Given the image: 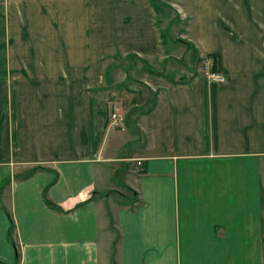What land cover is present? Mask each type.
<instances>
[{
    "label": "crops",
    "instance_id": "1",
    "mask_svg": "<svg viewBox=\"0 0 264 264\" xmlns=\"http://www.w3.org/2000/svg\"><path fill=\"white\" fill-rule=\"evenodd\" d=\"M182 2L217 72L125 90L149 0H0V264H264V0Z\"/></svg>",
    "mask_w": 264,
    "mask_h": 264
},
{
    "label": "rangeland",
    "instance_id": "2",
    "mask_svg": "<svg viewBox=\"0 0 264 264\" xmlns=\"http://www.w3.org/2000/svg\"><path fill=\"white\" fill-rule=\"evenodd\" d=\"M154 1L164 8L158 15L160 25L157 28L165 33V38L162 56L148 61V64L154 67V69L162 71L167 78L174 77L178 79L182 77L187 80L193 74L202 76L206 73H211V69L214 66L213 58L200 57L199 55L195 58L194 52H192L194 50L197 54L195 46L191 43L193 38L192 8L186 9V5L182 6L181 3H184L182 0ZM185 43H189L191 46ZM110 64L112 65V69L109 72V77L113 79L115 75H119L121 78L123 74L120 71L122 69L128 78V86L148 74L144 69L143 63L136 58L127 60L118 57L114 63ZM119 68L120 71L117 70ZM132 117V114H129L125 120L120 122L121 126L116 128L125 127L131 133L132 125L134 124ZM139 138H141L140 135ZM126 149L130 150L131 146L126 147ZM116 201L122 202V199L116 196ZM113 253L115 254V249Z\"/></svg>",
    "mask_w": 264,
    "mask_h": 264
},
{
    "label": "trees",
    "instance_id": "3",
    "mask_svg": "<svg viewBox=\"0 0 264 264\" xmlns=\"http://www.w3.org/2000/svg\"><path fill=\"white\" fill-rule=\"evenodd\" d=\"M149 4H150V7L153 9V11H154L155 14H156V25H157V27H159V25H160V20H159V18H158V15H159L160 11H162L164 8H163L162 6L156 4V2H155L154 0H149ZM158 30H159V35H160V41H161V44H162V46H163V45H164L165 33H164L163 31H161L160 29H158ZM185 44L188 45V46H191L189 43H185ZM189 48H190V47H189ZM192 52H194L193 55H194V57L196 58V57L198 56V55L195 53L196 51L192 50ZM210 57H212L213 60H214V66H213V68L211 69V72H212V73H216V72H217V63H218L217 56H216V55H213V56H210ZM133 58H136V57H133L132 55H130V56L125 57L124 59H127V60H128V59H133ZM136 59H137V60H140V61L143 63V65H144V69L146 70V72H147L149 75L163 77V78H165L166 80H168L169 82H171L172 84H189V83L191 82V80H192L193 78H195V76H197V74H193V75H192L189 79H187V80H185V78H182V77H180V78H178V79H175L174 77H172V78H167V76L164 75V74L162 73V71L160 72V71L154 69V67H152L151 65H149L147 61H145V60H143V59H138V58H136ZM197 59H198V58H197ZM110 70H111V67L108 69V74H109ZM124 72H125V71H124ZM127 81H128V78H127V76H126V80H125L124 82H122V83L119 85V88H120V89L129 90V89H128V85H127ZM155 103H156V101H155V95H152V100H151V102H150V105H149L146 109H143V110L141 109V114H147V113H149V112L153 109V107L155 106ZM133 112H134L133 109L130 110L129 113H128V115H129V114H132ZM128 115H127V116H128ZM127 116H126V118H127ZM31 173H32V172H31ZM31 173H30V174H31ZM30 174H29V175H30ZM27 176H28V175H26L25 177H27ZM133 201H134V200H133ZM45 203H46V205H47L48 207H50V208H52V209H54V210H58L57 207L53 206V205L50 204L48 201L45 200Z\"/></svg>",
    "mask_w": 264,
    "mask_h": 264
},
{
    "label": "built area",
    "instance_id": "4",
    "mask_svg": "<svg viewBox=\"0 0 264 264\" xmlns=\"http://www.w3.org/2000/svg\"><path fill=\"white\" fill-rule=\"evenodd\" d=\"M213 77L216 80H221L222 79L220 76H217V75H215ZM109 123H111L113 126H118V117H117L116 114L112 113L110 115ZM140 164H141L140 161H137V165H140Z\"/></svg>",
    "mask_w": 264,
    "mask_h": 264
}]
</instances>
